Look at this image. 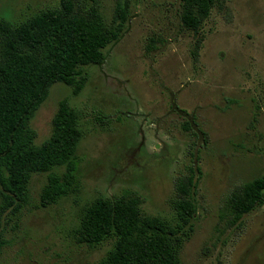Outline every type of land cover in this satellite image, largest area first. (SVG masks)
Segmentation results:
<instances>
[{
    "label": "rangeland",
    "instance_id": "obj_1",
    "mask_svg": "<svg viewBox=\"0 0 264 264\" xmlns=\"http://www.w3.org/2000/svg\"><path fill=\"white\" fill-rule=\"evenodd\" d=\"M74 4L122 24L105 62L87 67L84 88L53 84L31 121L40 145L62 100L78 112L79 190L42 207L48 173L33 174L20 219L4 218L0 264H98L114 242L76 243L86 207L128 190L145 215L175 221L176 182L191 169L197 212L182 264H264V204L241 219L233 209L235 193L264 175V0H216L195 26L181 0ZM60 8V0H0V20Z\"/></svg>",
    "mask_w": 264,
    "mask_h": 264
},
{
    "label": "trees",
    "instance_id": "obj_2",
    "mask_svg": "<svg viewBox=\"0 0 264 264\" xmlns=\"http://www.w3.org/2000/svg\"><path fill=\"white\" fill-rule=\"evenodd\" d=\"M181 1L185 22L195 26L216 0ZM60 4V9L42 10L23 22L0 20V255L9 243L4 218L20 219L30 202L33 174L48 173L40 195L42 207L79 190L78 112L62 100L52 134L40 145L32 119L53 84L65 83L79 93L87 81V67L104 63L105 49L121 37V22L108 24L97 9L85 15L74 12V0ZM119 15L125 19L123 12ZM62 167V173L55 171ZM195 172L191 169L176 182L180 197L174 205L175 221L145 215L139 197L126 190L86 207L76 243L94 247L113 241L98 264H182L179 250L193 230L197 212ZM263 204L264 175L245 183L233 197L239 219Z\"/></svg>",
    "mask_w": 264,
    "mask_h": 264
}]
</instances>
